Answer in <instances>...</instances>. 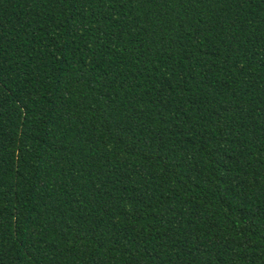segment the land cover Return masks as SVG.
<instances>
[{"label": "trees", "instance_id": "1", "mask_svg": "<svg viewBox=\"0 0 264 264\" xmlns=\"http://www.w3.org/2000/svg\"><path fill=\"white\" fill-rule=\"evenodd\" d=\"M0 264H264V0H0Z\"/></svg>", "mask_w": 264, "mask_h": 264}]
</instances>
